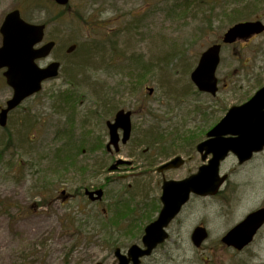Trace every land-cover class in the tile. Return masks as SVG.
<instances>
[{
	"label": "rangeland",
	"instance_id": "rangeland-1",
	"mask_svg": "<svg viewBox=\"0 0 264 264\" xmlns=\"http://www.w3.org/2000/svg\"><path fill=\"white\" fill-rule=\"evenodd\" d=\"M184 1L70 0L71 7L58 13L49 6V0H0V27L14 9L31 24L48 23L44 42L55 41L57 46L38 64H61L59 77L44 82L42 92L11 111L7 127H0V151L10 147L0 155V264H118L115 243L124 252L132 245L142 246L144 230L157 219L159 211L150 212L146 222L138 223V230H128L134 222L116 228L109 225L114 206L127 202L139 216L145 215L149 202L150 210L156 199L160 203L164 179H184L204 164L196 147L205 135L189 145L175 138L174 133L187 138L197 135L200 128L211 129L227 111L246 103L264 86V34L223 45L216 74L217 96L197 94L190 77L201 55L220 42L231 27L251 20L264 23V0H193L196 9L181 15ZM59 16L64 19L56 20ZM240 16L245 17L237 19ZM134 22L139 29L129 32L128 25ZM98 26L103 28L97 35L91 28ZM110 28L119 29L124 36L106 39ZM127 31L129 35H125ZM74 45H87L93 51L89 66L81 73L72 72L73 81L83 84L76 88L81 97L76 113H69L75 118V134L87 132L93 139L102 137L105 145L109 142L106 122L110 116L113 120L117 111L111 113L112 103L104 106L101 102L122 101V108L133 114L132 137L121 146L120 153L99 151L79 156V164L89 168L86 173L77 168L58 170V164L53 167V153L62 145V139L54 140L56 133L71 130V126L68 115L56 111L58 103L51 95L75 89L67 77L77 61ZM110 49H115L121 59L108 57L115 62L113 69L101 63L103 53L108 54ZM68 50L73 53L68 54ZM172 51L176 58H170ZM137 54L145 57L146 64L152 62V71L143 78L144 86L139 91L132 87L136 71L130 60ZM12 96L13 90L0 71V109ZM103 108L109 117L101 115ZM199 108L213 119L203 118ZM26 118L37 121L35 140L21 148L18 124L22 121L27 131ZM158 131L165 137L162 147L167 148L161 156L147 143L150 139L153 143ZM142 151L158 159L155 168L142 160ZM176 156L186 159L184 166L165 173L157 171ZM118 159L129 164L114 173L107 171ZM221 174L228 175V180L218 195L192 196L168 227L169 239L142 264H264V228L254 243L240 252L221 242L249 213L264 207V151L243 165L235 156H229L221 165ZM101 186L103 199L90 201L86 190H99ZM197 226L209 233L199 249L191 241Z\"/></svg>",
	"mask_w": 264,
	"mask_h": 264
},
{
	"label": "water",
	"instance_id": "water-1",
	"mask_svg": "<svg viewBox=\"0 0 264 264\" xmlns=\"http://www.w3.org/2000/svg\"><path fill=\"white\" fill-rule=\"evenodd\" d=\"M66 6L69 0H54ZM45 25L25 22L19 10L10 12L0 28L3 41L0 47V71L4 70L6 83L13 90L12 98L0 113V126L6 127L8 115L26 99L42 90L44 82L59 76L60 63L53 62L41 68L38 60L50 56L55 42L41 47L45 35ZM264 33L262 21L243 22L231 27L223 37L224 44H234ZM222 45L216 44L201 55L198 66L191 79L199 91L216 96L218 93L217 69L220 65ZM132 113L119 111L114 122L108 123L110 141L108 150H120V143L126 144L132 133ZM119 131L123 132L122 138ZM264 150V87L245 104L232 107L225 117L207 134L206 139L197 146L204 164L198 171L183 180H164L162 186V209L158 218L145 228L142 246L132 245L127 253L118 248L115 256L118 264H141L142 259L169 239L167 231L192 196L214 197L226 183L228 175L221 174V165L233 154L240 165L250 161L255 154ZM211 157V158H209ZM122 162L113 165L115 171ZM185 164L182 157H176L159 168V172L179 169ZM92 201H100L104 192H87ZM264 226V208L248 214L241 222L232 227L221 239L228 248L242 251L253 243L256 235ZM209 233L203 226L194 229L191 241L199 249L208 240ZM102 264V263H97Z\"/></svg>",
	"mask_w": 264,
	"mask_h": 264
},
{
	"label": "trees",
	"instance_id": "trees-1",
	"mask_svg": "<svg viewBox=\"0 0 264 264\" xmlns=\"http://www.w3.org/2000/svg\"><path fill=\"white\" fill-rule=\"evenodd\" d=\"M192 1L193 0H185L183 2V4L181 5L182 11H183V12H181V15H186L189 11L196 9V6L194 5V3ZM43 2L46 3V0H43ZM49 6L53 7L54 10L57 11L58 13H60L62 11H66V9L71 7V5L66 6V7H59L53 1L49 2ZM243 15L250 17V13H248V15L246 13ZM245 16H242V17L240 16L237 19L241 20ZM62 19H64V17L59 16L56 20L59 21ZM237 19H236V17H234L233 20H237ZM45 24L47 25L48 23L45 22ZM101 28H103V27L98 26L97 28H91V29L94 31L93 32L94 34L98 35V32ZM129 29L130 30L139 29L138 24L136 22H134L131 27L128 25L127 30L130 32ZM128 31L126 32L125 35H129ZM121 32L122 31H120L119 29L110 28L109 32L105 34V36L107 37L106 39H108V38H111L113 40H114V38L120 39L121 36H124V35H121ZM113 40H110V42H112ZM114 44H115V42H114ZM72 47H74L73 52H75V50H76L77 55L75 57H77L76 58L77 61H76V65L72 66L73 69L72 68L69 69V71L71 73H68L67 77L69 80L75 81V79L72 75L73 70L78 71V72H80V71L83 72L84 69L89 66L88 65L89 62L92 61L93 51H92V47H89L87 45H78V47L74 45ZM113 48H115V47H113ZM159 50H161V49H159ZM114 51H115V49H110L108 51L109 52L108 54L103 53L104 56H103L101 63L104 65L105 68H108V69L115 68V66H114L115 62L112 61L111 59H109L110 57L113 59H118L119 61H121V59L119 58L120 54L116 53V51L115 52ZM73 52H70V50L67 51L68 54H71ZM173 54H174V52L172 51V55L170 58H172L173 56L175 57V55H173ZM167 55H168V53L165 54V56H167ZM177 55H178V53H177ZM137 56H139V57H137ZM137 56L133 55V57L130 58V60L132 61V65L134 66L133 70L136 71V77H135V80H134L132 87L134 90L139 91V90H141L142 86H144L143 84L145 82V79L143 80V78H145L146 75L150 74V72L152 71L151 68H149V67H151L152 62L150 63V61H148L149 63L146 64V62H144L145 57L142 58L141 54H137ZM167 58H169V55L167 56ZM74 81H73V83H74L73 85L75 86V89L60 91L57 94L55 93L54 95H51L53 101L55 103H58V105H57L58 107H57L56 111L62 112L64 115L67 114L68 115V121L70 122V126H71V130H67L66 132L58 130L56 133L57 137L54 140L57 142V140L60 141V139H62V145H61V147L56 149L53 153V155H55V158H56L54 160L55 162H54L53 167H55L58 164V170L61 169V170L69 171V169H71V168H74V169L77 168L81 172L86 173L89 170V168H87L88 167L87 165L83 166V165L79 164L80 162H79L78 158L80 155L88 154V153L89 154L90 153H96L99 151L103 154L109 153L110 155H112V154H114V152H110L108 150L107 144L105 145L102 137H96L95 139H93L91 136V133H87V132L83 133V135H81V136H78L77 134H75V130H74V122H75L74 119L75 118H73V115L76 113L75 109L77 107L78 102L81 99V97L77 96L76 88H77V86H79V88H80L83 84L80 83L77 85ZM85 84L90 86L89 81H86ZM257 88H258V86L256 87V89ZM147 90H148L149 94L152 95V93L150 92V89L148 88ZM177 91H179V90H177ZM118 93L119 92L116 91V94H118ZM196 93L197 94H204L198 90ZM101 103L104 106L106 105V103H109V104L112 103L111 109H114V110L109 109L111 113H113L115 111L118 112L122 108V105H121L122 101H117L116 103H113V101H105V102H101ZM103 109H104V112L101 111L102 112L101 115H103V117H109L107 115V112H105V108H103ZM117 112H115V114H113L114 117H115ZM198 112L200 113V115H203V118H212V117H210V114L208 112H207V116L204 115V114H206V112L200 108L198 109ZM69 113L73 114V115L71 116V115H69ZM110 117L108 120H110ZM28 119H30V118H26V124H25L26 126H28L27 131H25L24 123L22 124V121H21V123L18 124V126L20 125L19 128H21V131L19 132L21 139L18 138V141L20 142L21 148L23 146L29 145L31 142H33L35 140V132H36L35 126L37 124V121L35 122L33 119L32 120L30 119V121H28ZM209 122H206V123H209ZM21 124H22V126H21ZM106 124H107V122H106ZM207 127L208 126H206L205 129L200 128V129L196 130V132H198L197 135L196 134H190L186 138V137L181 136V135L179 137L175 132L174 137L178 138V139L181 138L182 140L185 141V143L192 145L194 143H197L207 133L208 129L210 128L209 127L208 129H206ZM8 137H10V134H8ZM164 141H165L164 135L161 133V131H158L157 136L154 138L153 143H152L151 139L147 143L150 145L149 146L150 150L153 148L156 149L160 153V156H161V155H164V153L167 151V148L164 149V147H162L163 144L165 143ZM194 141H196V142H194ZM154 143H156V144H154ZM5 145L6 144H4V146ZM18 147H19V145H18ZM9 149H10V147L6 146L5 150L8 151ZM5 150L0 151V155H2ZM142 154H144V157L142 158V160H145L146 162H148L149 163L148 166H150V167L153 166V168H155V162L158 159H156L153 156H148L144 151H142ZM157 156L158 155H156V157ZM115 162L116 161H114V163ZM128 164L129 163H121L119 165V167H121L123 165H128ZM103 168H106V167L103 166ZM109 168H107L108 169L107 171H109ZM101 188H102V186H101ZM86 192H88V189L86 190ZM86 192H85V194H86ZM151 201H153V200H151ZM155 202H156V205H154L151 210L149 207L150 202L147 204L146 209L144 210L145 215H143V216L142 215L139 216L137 211L135 209L130 208V206L128 205L127 202H126V204L125 203L116 204V206H114L115 209H114V212L112 215L113 219L109 222V225L111 227L116 228V227H119L121 223H126V222L133 223L134 222L132 225H130L131 227L128 230H138L139 229V227H138L139 222H146V219H148L150 216V212L160 210L161 205H160L158 199H156ZM150 221H151V218L149 219V222ZM109 225H106V226H108V228H109ZM117 246H118L117 243H115L113 248H115V247L117 248Z\"/></svg>",
	"mask_w": 264,
	"mask_h": 264
},
{
	"label": "flooded vegetation",
	"instance_id": "flooded-vegetation-1",
	"mask_svg": "<svg viewBox=\"0 0 264 264\" xmlns=\"http://www.w3.org/2000/svg\"><path fill=\"white\" fill-rule=\"evenodd\" d=\"M260 233V232H259Z\"/></svg>",
	"mask_w": 264,
	"mask_h": 264
}]
</instances>
